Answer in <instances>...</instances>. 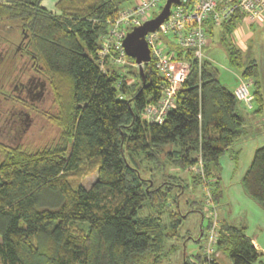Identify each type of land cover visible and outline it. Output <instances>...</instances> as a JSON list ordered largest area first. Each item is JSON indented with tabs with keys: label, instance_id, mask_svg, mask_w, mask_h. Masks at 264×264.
Segmentation results:
<instances>
[{
	"label": "trees",
	"instance_id": "1",
	"mask_svg": "<svg viewBox=\"0 0 264 264\" xmlns=\"http://www.w3.org/2000/svg\"><path fill=\"white\" fill-rule=\"evenodd\" d=\"M42 1L0 0L1 27L11 32L17 23L24 31L26 45L16 55L31 58L48 79L57 106L48 116L61 130L49 147L0 146V261L162 264L165 240L180 236L181 217L200 209L182 210L190 180L180 173L193 172L201 157L202 172L190 173L191 182L211 211L223 196L220 158L230 152L237 160L233 145L246 131L241 103L206 55L198 61L164 39L166 53L187 61L189 71L164 121H147L144 110L160 100L164 83L154 59L144 64L143 76L131 64H111L104 72L98 62L100 36L126 0H58L57 11ZM243 19L239 12L220 25L208 19L205 29L208 42L219 41L240 76L253 80L257 114L264 109L259 67L233 42ZM89 163H96L97 178L87 188L70 174ZM241 182L264 206V145L255 149ZM193 196L183 199L192 208L201 202ZM211 224L212 213L200 239ZM224 256L231 264H256L261 252L244 226L220 220L211 264H227ZM202 261V252L192 259L185 253L178 264Z\"/></svg>",
	"mask_w": 264,
	"mask_h": 264
},
{
	"label": "built area",
	"instance_id": "2",
	"mask_svg": "<svg viewBox=\"0 0 264 264\" xmlns=\"http://www.w3.org/2000/svg\"><path fill=\"white\" fill-rule=\"evenodd\" d=\"M167 0H126L108 19V29L100 36L98 62L104 72L111 64L125 66L128 64L139 68V64L131 62L123 46V40L129 28L143 24L156 16ZM242 13L247 22H260L264 16V0H179L172 4L169 16L159 28L146 35L151 49V60L164 78L162 96L156 103L148 104L144 117L149 122L162 123L168 112L175 107L177 93L189 71V63L185 60L173 59L175 55L167 54L163 43L169 39L180 48L191 51L198 61L205 57L204 48L208 42L205 24L211 19L215 25L229 20L235 13ZM152 16V17H151ZM107 57L110 59L108 63ZM240 83L233 90L237 100L247 109L253 107L251 82L239 77ZM201 171L203 160L199 157L191 167ZM207 192H209L207 190ZM210 201V193H208ZM212 224L207 230L205 243L201 250L203 261L200 264H211L216 248L218 219L215 209L212 210Z\"/></svg>",
	"mask_w": 264,
	"mask_h": 264
},
{
	"label": "rangeland",
	"instance_id": "3",
	"mask_svg": "<svg viewBox=\"0 0 264 264\" xmlns=\"http://www.w3.org/2000/svg\"><path fill=\"white\" fill-rule=\"evenodd\" d=\"M58 0H43L41 5L46 8L49 11H57L56 10V4ZM152 17V16H151ZM9 22L7 23V27ZM3 24L0 23V58L3 57L1 60L3 62L0 64V113L4 114L10 107H11V100H7V96L14 94L12 92L13 84L12 82H16L14 79L15 73H18L20 71L22 81L26 79L25 70H20V67L22 66L23 59L20 58V55H13L16 51V46L19 44L22 37L24 38V31L21 29L20 25L17 23H12L10 25L13 29L12 31L8 32L5 29H2ZM5 26V25H4ZM238 26H247L249 27L250 31L252 32L254 38V47L252 48L255 52L254 55L259 61V63L264 66V50H262L261 54L258 55V45H264V19L261 23L255 22L250 23L246 20H243L239 23ZM2 29V30H1ZM2 33V34H1ZM3 34L5 36H3ZM2 35V36H1ZM242 37L239 38H233V42L241 43V47L243 49H246L248 42L245 44L242 43ZM236 40V41H235ZM219 41H210L208 42L207 47L205 48V55L211 59L212 63L217 67L219 70V78L220 80L227 85V87L231 90H234L240 83L239 77H241L240 70L236 68L235 66H232L229 62L228 54L225 50V48L218 43ZM13 57V60L9 57ZM258 55V56H257ZM13 61V62H12ZM133 69L137 70L138 68L132 67ZM27 70V69H26ZM23 71V72H22ZM243 78V77H242ZM133 78H130L131 81ZM245 80H248L251 82V92L253 94V98L255 99V94L253 92L254 85L252 79L243 78ZM130 81V82H131ZM36 115L33 116V122L32 124L27 127L25 125V130L23 134L17 136L16 138L7 136L6 134L0 132V146L1 144L4 145H22V147L29 149V150H36L44 147H49L52 144H55L59 142L60 140V128L57 124H55L51 119L50 116L56 112L57 106L54 103V94L50 88L49 93L46 95V100L37 102L36 105ZM254 100H253V107L251 109H245L243 105L241 104V109L244 110V113L248 112L251 113L252 116L256 119H259V115L262 113H255L254 112ZM246 113V114H248ZM50 115V116H48ZM250 115V114H249ZM258 115V117H256ZM248 117V115H245ZM251 116V115H250ZM246 117V118H247ZM248 119V118H247ZM260 120L264 121V117H262ZM247 121V120H246ZM246 130V128H245ZM244 136L237 140L236 143L233 145V149H235V146L238 142L241 140L244 141ZM230 152L225 153L221 156L220 162L222 163V181L225 184L224 193L228 194L232 192L231 185H232V176L235 169V165L232 164V160L229 158ZM2 159V156L0 154V160ZM148 167V164L143 163L141 165L142 169H145ZM172 171V168H169V172ZM190 173H194L197 171L196 169H191ZM189 172H181L180 174L183 175L184 178H188L190 181L188 182V185L185 189L184 194L181 195V208L183 211H189L192 209L200 208L199 210L192 211L189 213L187 217H181L180 227H179V235L180 236H173L169 237L165 240L164 248L161 252V257L164 259L162 264H178L180 262H183V258L185 257V253L187 256H189L191 259L194 257L195 254L201 252L203 245L205 243V237L206 235L202 236L200 239L201 234V228L202 225L204 228L206 227V223L208 220V216L212 213L210 208L207 207L205 200H203L201 188L199 186H194V184L191 182V174ZM239 173V170L237 171ZM148 172H144V175L147 176ZM186 176V177H185ZM70 178L74 180L75 182H80L85 187L89 188L94 181L97 178V167L96 163H89L86 165L83 169L76 173L70 174ZM242 183V182H241ZM222 189V188H221ZM182 190V189H181ZM176 191V188L174 187V190ZM223 192V190H222ZM234 193V192H233ZM194 195V196H193ZM186 196H193L194 199H197L198 201L201 200L200 203L195 204V207L192 208L191 206L186 205V201L183 199ZM225 199H232L233 196H227L224 195ZM250 200L245 201L243 198H235V202L230 201L233 203L234 207L236 209L245 208L247 205L250 206V204H258L253 198L249 196ZM184 201V204H183ZM223 201L218 202V204L215 207V212L217 214L218 222L219 216L218 212L221 214V208L223 207L222 204ZM250 202H256V203H250ZM247 206V207H249ZM172 207V206H171ZM232 206V208H234ZM251 207V206H250ZM173 208V207H172ZM201 212H203L204 218H202ZM213 218V213H212ZM219 225V223H218ZM200 239V240H199ZM187 243V244H186ZM173 246H177L176 251H173ZM185 248V249H184ZM224 261L227 264H231V260L228 256H224ZM0 264L1 261H0ZM200 264V263H199Z\"/></svg>",
	"mask_w": 264,
	"mask_h": 264
},
{
	"label": "crops",
	"instance_id": "4",
	"mask_svg": "<svg viewBox=\"0 0 264 264\" xmlns=\"http://www.w3.org/2000/svg\"><path fill=\"white\" fill-rule=\"evenodd\" d=\"M263 19L264 16L262 17L259 23H261ZM249 29L250 28L247 26H237L233 34V38L242 37L243 44L248 42L246 49H243L240 45L241 43L239 42L235 44L243 50V54L245 57H248L249 59H253L257 62L259 67L261 91L264 96V66H262L259 63V61L254 55L255 50L253 51L252 49L255 43L253 40L254 36ZM257 48L259 55L261 54L262 50H264V45H258ZM218 76H219V70H218ZM241 110L244 113V110L243 109ZM246 113H244V115H248V117L245 116L248 119L246 118L247 121H246V131H245L244 141L241 140L240 142H238L234 149V150H239L238 158L237 160H235L231 156V154L229 157L233 162L232 164L235 165V169L232 176V180H233L232 181L233 183L231 185L232 192L228 194L224 193L225 184L222 181L223 196L221 198V201L223 202L221 205L223 207L221 208V214L219 213L220 211L218 212V216L220 220H226L230 223L242 225L245 227L246 234L252 238L255 246L261 252V256L256 264H264V206L260 204H254V205L250 204L251 207L247 205L249 207L246 206L245 208L236 209L233 203L230 202V201L235 202L236 197L243 198L245 201L250 200L249 195L246 193V191L243 188L241 179L251 162L255 149L259 146L264 145V121L260 120L262 117H264V109L262 111V114L259 115V119L254 118L251 113L248 114ZM256 117H258V115H256ZM220 164L222 163L220 162ZM238 170L239 173H237ZM221 179H222V165H221ZM224 195L233 196V200L225 199ZM250 203H256V202H250ZM232 206L234 208H232Z\"/></svg>",
	"mask_w": 264,
	"mask_h": 264
},
{
	"label": "flooded vegetation",
	"instance_id": "5",
	"mask_svg": "<svg viewBox=\"0 0 264 264\" xmlns=\"http://www.w3.org/2000/svg\"><path fill=\"white\" fill-rule=\"evenodd\" d=\"M25 41L26 39L22 37L16 46L14 55L25 47ZM19 54L23 59L20 70H25V74L28 73V75L22 81L20 71L15 73L14 79L17 83L12 82L14 94L6 97L7 100H11V107L4 114L0 113V132L13 138L19 135L21 137V134L26 131L24 126L29 127L32 124L33 116L37 114L36 103L45 101L50 91L48 79L42 73L41 68L35 67L31 58L25 57L24 53Z\"/></svg>",
	"mask_w": 264,
	"mask_h": 264
},
{
	"label": "water",
	"instance_id": "6",
	"mask_svg": "<svg viewBox=\"0 0 264 264\" xmlns=\"http://www.w3.org/2000/svg\"><path fill=\"white\" fill-rule=\"evenodd\" d=\"M174 3H179V0H167L162 10L156 16L146 20L141 25L132 26L125 35L123 46L126 54L135 59V62L139 64V70L142 76L144 73V64L151 61V49L146 40V35L159 28L169 16L171 6Z\"/></svg>",
	"mask_w": 264,
	"mask_h": 264
}]
</instances>
